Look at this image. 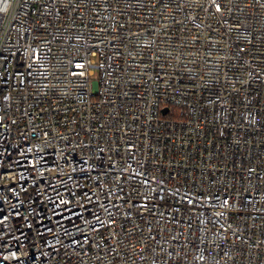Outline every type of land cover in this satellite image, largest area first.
Wrapping results in <instances>:
<instances>
[{
	"label": "built area",
	"instance_id": "obj_1",
	"mask_svg": "<svg viewBox=\"0 0 264 264\" xmlns=\"http://www.w3.org/2000/svg\"><path fill=\"white\" fill-rule=\"evenodd\" d=\"M0 264H264V0H0Z\"/></svg>",
	"mask_w": 264,
	"mask_h": 264
},
{
	"label": "water",
	"instance_id": "obj_2",
	"mask_svg": "<svg viewBox=\"0 0 264 264\" xmlns=\"http://www.w3.org/2000/svg\"><path fill=\"white\" fill-rule=\"evenodd\" d=\"M165 112H167V110H165Z\"/></svg>",
	"mask_w": 264,
	"mask_h": 264
}]
</instances>
